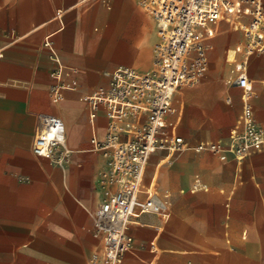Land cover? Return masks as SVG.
Here are the masks:
<instances>
[{
  "label": "crops",
  "instance_id": "0c3cea01",
  "mask_svg": "<svg viewBox=\"0 0 264 264\" xmlns=\"http://www.w3.org/2000/svg\"><path fill=\"white\" fill-rule=\"evenodd\" d=\"M151 19L136 0H0V264H90L100 251L88 212L101 201L97 181L105 160L90 141L93 135L104 138L105 119L100 112L92 128L86 101L118 65L146 68ZM46 37L51 49L43 46ZM54 54L72 85L61 100L51 93ZM251 57L250 103L264 134V78L255 92L249 63L260 57L254 62ZM214 66L210 76L223 80L225 67ZM234 80L231 68L224 87L203 82L179 89L167 123L190 146L226 142L242 109ZM226 85L240 90L232 94L240 112L227 136L214 140L213 131L205 130L214 125L207 114L226 95ZM227 95L231 109L234 100ZM177 98L195 112L193 119L185 116L181 131ZM38 114L64 123L71 155L63 169L32 153ZM148 167L146 191L152 194L161 185L168 194V220L150 213L135 217L128 227L133 247L121 264H264V147L240 163L231 155L158 151L145 173ZM156 193L152 203L158 206Z\"/></svg>",
  "mask_w": 264,
  "mask_h": 264
},
{
  "label": "built area",
  "instance_id": "2783aa9c",
  "mask_svg": "<svg viewBox=\"0 0 264 264\" xmlns=\"http://www.w3.org/2000/svg\"><path fill=\"white\" fill-rule=\"evenodd\" d=\"M136 1L158 28L152 68L141 73L118 65L105 73L106 83L95 88L86 101L92 128L100 112L105 119L104 138L98 140L93 135L90 141L92 149L105 160L97 181L101 201L88 212L92 236L101 242L90 264L122 263L133 247L128 227L135 217L146 213L168 217L167 204L153 205L154 194L142 191L152 154L160 151L174 155L192 150L231 155L240 163L264 147V134L253 117V88L247 78L249 58L264 53V0ZM246 17L250 20L242 27L245 41L233 49V61L229 63L234 84L242 91L241 113L226 142L190 146L177 135L175 125L167 123V117L174 114V96L181 88L196 86L206 74L218 23ZM43 46L51 49L50 37L44 39ZM53 63L49 73L54 81L51 93L61 100L72 85L64 78V66L55 54ZM36 120L32 153L63 169L71 155L63 121L49 114H38Z\"/></svg>",
  "mask_w": 264,
  "mask_h": 264
},
{
  "label": "rangeland",
  "instance_id": "374dc122",
  "mask_svg": "<svg viewBox=\"0 0 264 264\" xmlns=\"http://www.w3.org/2000/svg\"><path fill=\"white\" fill-rule=\"evenodd\" d=\"M249 20H250V18L246 17V18H242V19L230 20V22H227L226 20H222L220 22V26L218 27V31L215 34L214 39L211 41L212 50L209 52V70H208V73L205 76V78L203 80H201L198 83V85H196L197 87L200 84H202L203 82H207L208 86H210L211 88L212 87L213 88L224 87L221 84V82L224 80L226 83L227 75L230 73V70L232 68L229 63L231 61H233V56H234L233 55V49L237 45L244 43L245 39H244V35L242 32V27L244 25H246L249 22ZM151 24H152L153 41L150 43V45L147 48L148 64H147L146 68H144L143 70L135 67L141 73H147L151 70V68H152V65H151L152 49H153V46L157 43V39H158L157 24L155 21H152V19H151ZM227 30H230V33H229L230 35L227 33ZM253 56L256 58L260 57L258 59V61L255 62L254 64H251V62L249 63V70H250V73L252 74V80L255 81L254 87H255V92H256L257 91V85H259V82L264 78V53L260 54V55L255 54ZM115 63H117V61ZM214 64H217L222 68L225 67L224 69L220 70V72H224V73L226 72V77H224L223 80L219 79L220 78L219 76H214V75L210 76V72L213 71L212 66H214ZM215 67L216 66H214V68ZM216 69H217V67H216ZM259 73H261L262 75H261V79L258 80V79H256V74L258 75ZM196 86H194V87H196ZM225 87L227 88L226 95H223L219 99L218 102L213 104L214 106L212 107V110L210 111V113L207 114L208 117L211 116L213 118L214 125L205 129V130L209 131V132L213 131L214 137L212 139H214V140L223 139L227 136L229 129L234 124L235 119L240 112V106H239L240 102H237L232 95L235 92L240 93V90H234L233 87H229L228 85H226ZM227 94H229L230 97L234 100L231 109H227L230 106L227 105L225 102L226 98H228ZM177 99L179 100V102H180L179 105H181V108L183 110V117H182V121L180 124V131H181L182 123H183V120L185 119V116L188 114L190 116V118L193 119L195 112H194L193 108H187L183 104V101H181L179 98H177ZM156 160L157 159H152L150 161V163L154 164V161H156ZM147 170L149 172L147 171L145 173L143 186H142L143 193L146 192V187L148 186V183L151 179L152 167H150V168L148 167ZM161 172L162 171L159 172L158 177H157V183L159 185H160ZM160 187H161V185H160ZM160 187L158 188L155 186V188L152 189V192L154 194V189H155V192L158 193L157 199L163 205L166 202L165 200H168V199H165V197L168 194L166 192L162 191L160 189ZM160 219L168 220V217L162 218V216H160ZM221 230H222V232H221L222 235H226V233L228 234L227 225L224 224L222 226Z\"/></svg>",
  "mask_w": 264,
  "mask_h": 264
},
{
  "label": "bare ground",
  "instance_id": "6f19581e",
  "mask_svg": "<svg viewBox=\"0 0 264 264\" xmlns=\"http://www.w3.org/2000/svg\"><path fill=\"white\" fill-rule=\"evenodd\" d=\"M227 33L229 34V33H230V30H227ZM229 35H230V34H229ZM254 55H255V54H254ZM252 57H253V56H252ZM252 57H251V58H252ZM256 59H257L256 57H253L252 62H254ZM250 60H251V59H250ZM152 204H153V203H152ZM153 205H154V204H153ZM130 250H131V249H130ZM130 250H129V251H130ZM129 251H128V252H129ZM128 252H127V253H128Z\"/></svg>",
  "mask_w": 264,
  "mask_h": 264
}]
</instances>
